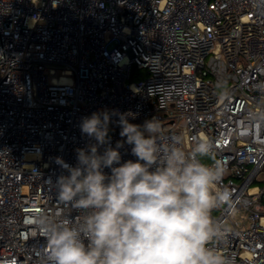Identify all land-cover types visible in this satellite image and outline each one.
<instances>
[{
    "label": "built area",
    "instance_id": "obj_1",
    "mask_svg": "<svg viewBox=\"0 0 264 264\" xmlns=\"http://www.w3.org/2000/svg\"><path fill=\"white\" fill-rule=\"evenodd\" d=\"M262 88L264 0H0V264H41L37 215L82 219L57 201V158L77 165L96 143L82 118L104 110L158 118L160 139L182 137L186 152L211 139L233 199L212 213L228 232L211 246L264 264ZM115 120L112 147L126 139Z\"/></svg>",
    "mask_w": 264,
    "mask_h": 264
},
{
    "label": "clouds",
    "instance_id": "obj_2",
    "mask_svg": "<svg viewBox=\"0 0 264 264\" xmlns=\"http://www.w3.org/2000/svg\"><path fill=\"white\" fill-rule=\"evenodd\" d=\"M113 117L126 138L116 147L109 138ZM134 118L118 110L82 118L81 133L96 143L77 150L75 167L57 158L67 175L52 187L58 202L84 215L79 221L36 216L45 240L41 264H233L211 246L228 232L213 211L233 205L232 192L218 188L227 168L214 158V142L199 139L186 152L182 137L160 139L158 118L143 124L131 123ZM124 143L134 161L121 163Z\"/></svg>",
    "mask_w": 264,
    "mask_h": 264
},
{
    "label": "rangeland",
    "instance_id": "obj_3",
    "mask_svg": "<svg viewBox=\"0 0 264 264\" xmlns=\"http://www.w3.org/2000/svg\"><path fill=\"white\" fill-rule=\"evenodd\" d=\"M137 72H138L137 75L132 78V81H137V80H140L142 78H146L148 76V72L146 70L137 71ZM204 162L205 163H211V160H208L207 158H205ZM244 215H245L244 213H235L233 215V219H234V221L242 224L243 223L242 218L244 217Z\"/></svg>",
    "mask_w": 264,
    "mask_h": 264
},
{
    "label": "water",
    "instance_id": "obj_4",
    "mask_svg": "<svg viewBox=\"0 0 264 264\" xmlns=\"http://www.w3.org/2000/svg\"><path fill=\"white\" fill-rule=\"evenodd\" d=\"M132 74H133V70H132Z\"/></svg>",
    "mask_w": 264,
    "mask_h": 264
}]
</instances>
